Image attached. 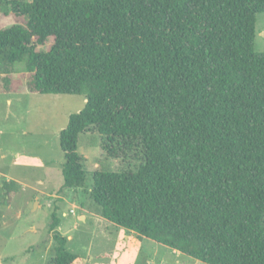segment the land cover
<instances>
[{"label": "trees", "instance_id": "trees-1", "mask_svg": "<svg viewBox=\"0 0 264 264\" xmlns=\"http://www.w3.org/2000/svg\"><path fill=\"white\" fill-rule=\"evenodd\" d=\"M5 4L25 20L0 28V72L22 63L28 91L85 96L59 132L62 189H84L77 141L93 128L137 161L93 170L100 216L205 264H264V0ZM59 223L48 264H81Z\"/></svg>", "mask_w": 264, "mask_h": 264}, {"label": "rangeland", "instance_id": "rangeland-1", "mask_svg": "<svg viewBox=\"0 0 264 264\" xmlns=\"http://www.w3.org/2000/svg\"><path fill=\"white\" fill-rule=\"evenodd\" d=\"M4 6L8 13L0 9V28L24 23V16ZM253 48L264 52V12L256 14ZM29 77L22 63L0 72V264H48L54 247L49 231L53 211L60 219L58 230L67 236L68 248L80 255L81 264H111L116 257L118 264H205L147 237L133 242L117 238L122 227L100 216L90 201L92 172L134 167L137 161L107 155L93 128L81 132L77 141L84 189H62L59 132L68 115L83 108L85 96L30 92ZM9 180L12 184L4 187ZM124 234L135 236L127 230ZM118 240L125 243L117 247Z\"/></svg>", "mask_w": 264, "mask_h": 264}, {"label": "crops", "instance_id": "crops-1", "mask_svg": "<svg viewBox=\"0 0 264 264\" xmlns=\"http://www.w3.org/2000/svg\"><path fill=\"white\" fill-rule=\"evenodd\" d=\"M84 210H86V209H84ZM71 211H73V210H71ZM86 212H87V210H86ZM82 217H85V215L83 214ZM124 231H126L124 228H122L121 230H118V237H117L118 239L123 238L126 242H129V241L133 242V241H137V239H139L136 235L134 236L133 234H130V235L124 234ZM124 240H118L116 243L117 247H121L123 245V243H125ZM118 243H120V244L118 245ZM173 251H176V250H173ZM176 252L178 253V251H176ZM118 263H119V257H116L111 261V264H118ZM148 263L153 264L151 260H149Z\"/></svg>", "mask_w": 264, "mask_h": 264}]
</instances>
